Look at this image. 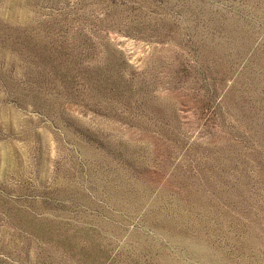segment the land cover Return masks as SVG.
<instances>
[{
  "label": "rangeland",
  "instance_id": "374dc122",
  "mask_svg": "<svg viewBox=\"0 0 264 264\" xmlns=\"http://www.w3.org/2000/svg\"><path fill=\"white\" fill-rule=\"evenodd\" d=\"M0 264H264V0H0Z\"/></svg>",
  "mask_w": 264,
  "mask_h": 264
}]
</instances>
